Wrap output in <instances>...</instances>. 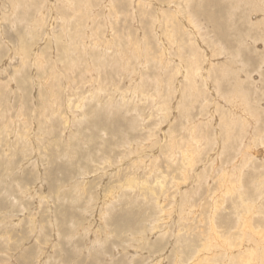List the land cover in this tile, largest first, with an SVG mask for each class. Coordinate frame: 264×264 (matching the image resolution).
I'll use <instances>...</instances> for the list:
<instances>
[{"label":"rangeland","instance_id":"1","mask_svg":"<svg viewBox=\"0 0 264 264\" xmlns=\"http://www.w3.org/2000/svg\"><path fill=\"white\" fill-rule=\"evenodd\" d=\"M190 1L0 0V264H264V14Z\"/></svg>","mask_w":264,"mask_h":264},{"label":"bare ground","instance_id":"2","mask_svg":"<svg viewBox=\"0 0 264 264\" xmlns=\"http://www.w3.org/2000/svg\"><path fill=\"white\" fill-rule=\"evenodd\" d=\"M178 1V0H177ZM179 1H182V3L184 4L185 3V5H187V4H189L191 1L190 0H179ZM217 1V0H216ZM243 1H245L246 2V0H243ZM256 1V2H255ZM193 2H195V1H193ZM253 2V1H252ZM252 2H250L251 3V8H253L254 10L256 9V10H258L259 12H260V10L261 11H263V14H264V0H254V3H252ZM214 3V2H213ZM247 3V2H246ZM120 4V3H119ZM241 4V3H240ZM122 5V4H121ZM198 5V4H197ZM234 5H236L235 3H234ZM242 5V4H241ZM248 5V4H247ZM163 6V5H162ZM165 6V5H164ZM188 6V5H187ZM228 6V5H227ZM231 6V5H230ZM169 7V6H168ZM246 7V6H245ZM229 8V7H228ZM250 8V7H249ZM162 9V8H161ZM246 9V8H245ZM253 9H251V10H253ZM157 10H158V8H157ZM247 10V9H246ZM161 12H163L164 13V11H162L161 10ZM196 13V12H195ZM200 13H204V12H200ZM207 13V12H206ZM253 13H255V12H253ZM169 14V16L171 17L172 16V18H174V20H173V22H169V19L167 18V17H165V27H170V28H173L174 30H175V27H173V25H177V26H180V25H178L179 24V22H180V20L177 18V16H178V14H177V12L176 13H174V9H173V11L172 12H170V13H168ZM197 14V13H196ZM167 15V14H166ZM210 15L211 14H206V16L208 17L207 19H208V21L209 22H211V23H214L216 20L214 19L215 17L213 16V15H211V17H210ZM255 17V16H254ZM162 18H164V17H162ZM262 18V17H261ZM210 19H212V20H210ZM260 19V18H259ZM189 20H190V18H189ZM254 20H256V19H254ZM263 22H264V20H263ZM171 24V26H168V24ZM156 27V26H155ZM177 29H178V27H176ZM181 28V27H180ZM186 28V27H185ZM174 30H172V31H174ZM163 33V32H162ZM29 35V34H28ZM245 37V36H244ZM243 37V38H244ZM263 37H264V35H263ZM78 38V37H77ZM191 39H193V38H191ZM264 40V39H263ZM178 41V40H177ZM193 41V40H192ZM190 44V43H189ZM194 44V43H193ZM192 45V44H191ZM195 45V44H194ZM142 47V46H141ZM70 48V47H69ZM195 48H196V46H195ZM191 48L192 50H191V57H190V59H188V60H190V62L188 63L187 62V60H186V62L188 63V66H187V68L184 70V76H185V81L187 80V82L189 83H191V85L192 86H196V84H198L197 83V77H198V75H200V73L202 72V71H200V64L197 62V54L195 53V51H196V49L198 48ZM23 50V49H22ZM24 53V52H23ZM35 54V56H38V54L37 53H34ZM204 55V54H203ZM188 57V58H189ZM254 57V56H253ZM203 58V57H202ZM32 59V58H31ZM199 59V58H198ZM231 60V59H230ZM182 61H185V60H182ZM209 61V60H208ZM95 67V66H94ZM221 69V68H220ZM223 69V68H222ZM228 69V68H227ZM212 71V70H211ZM218 71H220V70H218ZM182 72V71H181ZM215 72H216V70H215ZM259 73V72H258ZM204 77V76H203ZM223 77V76H222ZM203 79V78H202ZM223 81V80H222ZM227 81V80H226ZM207 82V81H206ZM218 82V81H217ZM189 83V84H190ZM197 87V86H196ZM195 87V88H196ZM206 87V86H205ZM177 88V87H176ZM195 90V89H194ZM134 92L136 93V94H139L140 92H141V88L140 87H135L134 88ZM215 92V91H214ZM245 94V93H244ZM196 96V95H195ZM192 98V97H191ZM187 99V98H186ZM197 99V98H196ZM230 100H232V101H230L231 103H233L234 101H236V99H230ZM81 102V101H80ZM220 102V101H219ZM241 101H239V103H240ZM237 105V104H236ZM212 106V105H211ZM240 108H241V106H240ZM237 109V108H236ZM257 111V110H256ZM235 112H237V111H235ZM220 113V112H219ZM216 114V113H215ZM230 114V113H229ZM241 115V114H240ZM236 116V115H235ZM255 116H256V112H255ZM234 117V116H233ZM218 118V117H217ZM230 118H232V117H230ZM237 118H239L238 116H237ZM244 118V117H243ZM245 119H247V118H245ZM248 120V119H247ZM228 121V120H227ZM194 123V122H193ZM207 123V122H206ZM211 123L212 122H210V125H211ZM222 123V122H221ZM232 123V122H231ZM226 124V123H225ZM222 125V124H221ZM235 125V124H234ZM249 125V124H248ZM226 127H227V125H225ZM234 128V126L233 125H229V128H226V130H229V129H231V128ZM240 127H242L243 129L245 128V123H243L242 125H240ZM188 128V127H187ZM213 129V128H212ZM25 132V131H24ZM188 135H189V133H188ZM218 136V135H217ZM195 137V136H194ZM256 138L258 139V141H261L262 143H260V145H261V147L263 146V150L262 151H259L257 154L259 155V153H264L263 151H264V127H262V129H256V131H255V136H254V139L253 140H255L256 141ZM24 139V138H23ZM252 140V141H253ZM26 141V140H25ZM173 141V140H172ZM254 141V142H255ZM171 143V142H170ZM174 143V142H173ZM169 143H167V145H168ZM180 144V143H179ZM178 144V145H179ZM251 144H252V142H251ZM253 145V144H252ZM171 147V146H170ZM196 147V146H195ZM165 148L167 149V147L165 146ZM186 148H188V146L186 147ZM192 148L193 147H191L190 146V148H188V149H185V151L183 150L182 152H181V155H182V159L184 160V163H185V165H191V163H193V157H195V156H192V153H191V151H193L192 150ZM226 148V147H225ZM190 149H191V151H190ZM242 149H243V147H242ZM226 150V149H225ZM178 151V150H177ZM144 152V151H143ZM240 153V152H239ZM250 154L251 153H247L245 150H243L242 152H241V159H240V161H238V162H240V164L242 163V165H244L245 164V162L246 161H250V159H251V156H250ZM256 154V155H257ZM256 155H253V157L255 156L256 157V159H257V156ZM263 155V154H262ZM262 155H259V157H262ZM172 156V155H171ZM263 158V157H262ZM259 159V158H258ZM255 160V159H254ZM260 160V159H259ZM248 161V162H249ZM262 161V160H261ZM262 163H263V161H262ZM240 164H238V165H240ZM263 165V164H262ZM192 166V165H191ZM259 167V166H258ZM262 167V166H261ZM227 169V168H226ZM242 172V171H241ZM208 176V175H207ZM228 176H229V173H227V172H222V174H221V179L223 180V181H225V185H224V191L226 190L227 192H229V193H231V195L232 194H234V193H237L238 194V198L239 199H241V200H243V197H245V195H247L246 193H247V191L246 190H242V188H243V185L242 184H239V183H237V185H236V187L234 188V186H231L229 183H227L228 181H227V179H228ZM132 180V179H131ZM227 181V182H226ZM134 182H136V181H134ZM136 184V183H135ZM221 184V183H220ZM232 184V183H231ZM260 186H258V185H256V188L258 189V190H260V191H262L263 189H264V186H261L260 188H259ZM191 188V187H190ZM262 189V190H261ZM225 191V192H226ZM116 192V191H115ZM262 193H263V191H262ZM223 194H224V192H223ZM258 194V193H257ZM261 195V194H260ZM113 196V195H112ZM252 196V195H251ZM190 197V196H189ZM254 197V196H253ZM252 197V198H253ZM261 198H262V196H260ZM110 198H112V197H110ZM213 198V197H212ZM219 198H222L221 196H219ZM247 198V197H246ZM251 197H250V199H252ZM256 199L258 198V196H256L255 197ZM260 199V198H259ZM109 201H111V199H108ZM215 200H216V198H215ZM217 200L219 201V199H218V197H217ZM248 200V199H247ZM258 200V199H257ZM253 201V200H252ZM249 202V201H248ZM244 202V204H245V206H247L246 207V209H244V211H245V213L244 214H242V215H244V219L243 220H241V222L242 223H240V229H242V231L244 232V233H250V236H252V238H254L255 239V241H256V244H255V248L256 249H258V251H260V253L261 252H263L264 251V235L263 236H261L262 234H261V232H259V230H261V229H259V228H262V225L260 224H258L257 226H254L252 223H251V220H252V217H253V214H256V208L258 207V205L256 204L255 206L253 205V206H249L250 204H252L251 202ZM262 202V201H261ZM218 203V202H217ZM222 203V202H221ZM219 204V203H218ZM184 205H186V204H184ZM261 205V204H260ZM189 206V205H188ZM215 206V205H214ZM244 206V205H243ZM238 207H241V205H239V206H236V208H238ZM261 207V206H260ZM208 209V208H207ZM237 210V209H236ZM165 211V210H164ZM185 211L189 214L190 212H193L192 211V209H188V208H186L185 209ZM208 211V210H207ZM259 211V210H258ZM209 212V211H208ZM210 212H212V211H210ZM102 213V212H101ZM213 213H216V212H214L213 211ZM212 213H210V216H212L211 215ZM261 214V213H260ZM169 215V214H168ZM241 216V215H240ZM158 217H160V216H158ZM208 218V217H207ZM212 218V217H211ZM210 218V219H211ZM260 218V217H259ZM242 219V218H241ZM217 220V219H216ZM263 221H264V219H262ZM260 222V221H259ZM36 225V224H35ZM52 225V224H51ZM32 226V225H31ZM34 226V225H33ZM32 226V228H34ZM31 228V227H30ZM264 228V227H263ZM35 229V228H34ZM38 230V229H37ZM18 238V237H17ZM224 238V237H223ZM218 243V242H217ZM248 243V242H247ZM242 244V242L241 243H237V245H236V247H238V248H240L241 249V251L243 250L242 249V246H243V248L246 250V249H248L249 247H251V244ZM3 246V245H2ZM235 246V245H234ZM201 247H203V246H201ZM253 247V246H252ZM13 248V247H12ZM20 249V248H19ZM206 249H207V247H203V251H202V254L199 256V258H198V260L199 261H205L207 258H208V253H207V251H206ZM14 250V249H13ZM238 250V249H237ZM10 251V250H9ZM258 251H256V252H258ZM5 252V251H4ZM230 252V251H229ZM8 253V252H7ZM11 254V253H10ZM13 254V253H12ZM2 255V254H1ZM244 255V254H243ZM257 255V254H256ZM3 256H6V255H3ZM250 256H251V258L253 257V258H260L261 259V257H262V255H261V257H255V250H251L250 251ZM22 257V256H21ZM7 258V257H6ZM9 258V257H8ZM13 258V257H12ZM11 258V259H12ZM23 258H25V257H23ZM260 259H256L254 262L253 261H249V262H247V261H244V263L243 264H260L259 263V260ZM18 260V259H17ZM11 261V260H10ZM9 261V262H10ZM13 262V261H12ZM18 262V261H17ZM228 262V261H227ZM2 264H4V263H2ZM8 264V263H7ZM10 264V263H9ZM15 264V263H14ZM24 264V263H23ZM196 264H198V263H196Z\"/></svg>","mask_w":264,"mask_h":264}]
</instances>
